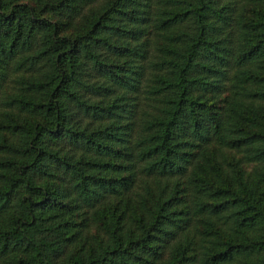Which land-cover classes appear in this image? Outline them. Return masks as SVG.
Segmentation results:
<instances>
[{
    "label": "trees",
    "instance_id": "trees-1",
    "mask_svg": "<svg viewBox=\"0 0 264 264\" xmlns=\"http://www.w3.org/2000/svg\"><path fill=\"white\" fill-rule=\"evenodd\" d=\"M0 264H264V0H0Z\"/></svg>",
    "mask_w": 264,
    "mask_h": 264
}]
</instances>
